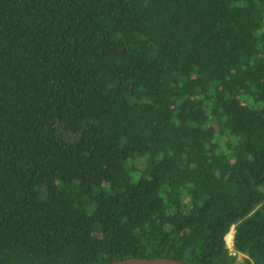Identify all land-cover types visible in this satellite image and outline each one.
Here are the masks:
<instances>
[{"label":"trees","instance_id":"trees-1","mask_svg":"<svg viewBox=\"0 0 264 264\" xmlns=\"http://www.w3.org/2000/svg\"><path fill=\"white\" fill-rule=\"evenodd\" d=\"M239 254L264 264V0H0V264Z\"/></svg>","mask_w":264,"mask_h":264},{"label":"water","instance_id":"water-1","mask_svg":"<svg viewBox=\"0 0 264 264\" xmlns=\"http://www.w3.org/2000/svg\"><path fill=\"white\" fill-rule=\"evenodd\" d=\"M110 264H189L170 258H131Z\"/></svg>","mask_w":264,"mask_h":264},{"label":"rangeland","instance_id":"rangeland-1","mask_svg":"<svg viewBox=\"0 0 264 264\" xmlns=\"http://www.w3.org/2000/svg\"><path fill=\"white\" fill-rule=\"evenodd\" d=\"M232 235H233V231L229 234L230 239H229V237H227V240H230V242H229V246L232 245ZM243 259H244V256L241 255V254H239L238 259H237V263H238V264H242V263H243Z\"/></svg>","mask_w":264,"mask_h":264},{"label":"crops","instance_id":"crops-1","mask_svg":"<svg viewBox=\"0 0 264 264\" xmlns=\"http://www.w3.org/2000/svg\"><path fill=\"white\" fill-rule=\"evenodd\" d=\"M234 233H235V231H234V229H233L232 245H231V246H229V242H230V240H227V245H228L229 248L232 247V246H234ZM227 237H228V236H227Z\"/></svg>","mask_w":264,"mask_h":264},{"label":"built area","instance_id":"built-area-1","mask_svg":"<svg viewBox=\"0 0 264 264\" xmlns=\"http://www.w3.org/2000/svg\"><path fill=\"white\" fill-rule=\"evenodd\" d=\"M233 248H234V246L230 247V250H231L232 252L234 251ZM233 254L235 255V253H233Z\"/></svg>","mask_w":264,"mask_h":264},{"label":"bare ground","instance_id":"bare-ground-1","mask_svg":"<svg viewBox=\"0 0 264 264\" xmlns=\"http://www.w3.org/2000/svg\"><path fill=\"white\" fill-rule=\"evenodd\" d=\"M229 239H230V236L228 235Z\"/></svg>","mask_w":264,"mask_h":264}]
</instances>
